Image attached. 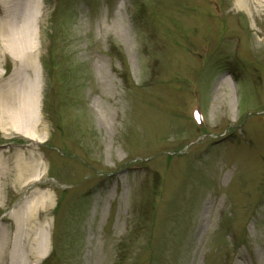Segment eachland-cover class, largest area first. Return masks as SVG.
Returning a JSON list of instances; mask_svg holds the SVG:
<instances>
[{"label":"rangeland","instance_id":"obj_1","mask_svg":"<svg viewBox=\"0 0 264 264\" xmlns=\"http://www.w3.org/2000/svg\"><path fill=\"white\" fill-rule=\"evenodd\" d=\"M215 1L219 12L211 0H0V20L28 9L36 49L21 70L0 44V93L37 84L40 107L33 141L0 131L5 253L264 264V0ZM19 161L36 170L19 180Z\"/></svg>","mask_w":264,"mask_h":264},{"label":"bare ground","instance_id":"obj_2","mask_svg":"<svg viewBox=\"0 0 264 264\" xmlns=\"http://www.w3.org/2000/svg\"><path fill=\"white\" fill-rule=\"evenodd\" d=\"M251 2L252 0H237V5L239 7H241L240 5L246 7L249 6ZM1 4L7 6L8 9L11 8L8 5V0H2ZM11 15L12 16L8 18L5 14V17L0 20V44L5 45L12 56L21 62V70H24V66L30 64L32 67L33 63H35L31 60V52L36 51L34 46L35 30L32 27V16L28 13L27 8L24 10V13H22V11L19 13L12 12ZM23 87L21 84L16 88L11 85L10 90L6 93L7 96H3V94L0 93V131L6 135L9 132H16L33 140L35 137H38V132L36 131L39 122V106L37 104L38 86L37 84L29 86V88L26 89V94L22 89ZM13 93H16L18 98L12 101L14 106H11L10 103H5L4 101L9 98V94L12 96ZM17 168L20 175H18L19 180H22L24 175L31 174L36 170V164L19 161ZM48 199V194H41L35 200L28 202L24 211L25 221L27 222L31 214L34 213L35 215L39 204L43 206V200L48 201ZM48 205L49 203L46 205V208ZM31 243H35L34 248L31 250V255L37 260L42 259L44 255H46L49 245L47 244L46 235L40 232L37 234L36 232L35 237L30 238V244ZM0 261H10V264H23L21 255L18 253H5L4 246L1 247V244Z\"/></svg>","mask_w":264,"mask_h":264}]
</instances>
